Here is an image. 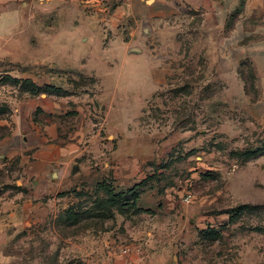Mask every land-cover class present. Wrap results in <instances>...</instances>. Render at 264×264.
I'll return each mask as SVG.
<instances>
[{
  "label": "rangeland",
  "instance_id": "rangeland-1",
  "mask_svg": "<svg viewBox=\"0 0 264 264\" xmlns=\"http://www.w3.org/2000/svg\"><path fill=\"white\" fill-rule=\"evenodd\" d=\"M212 2L142 36L135 59L125 41L53 36L54 13L46 43L38 24L0 35V141L13 108L47 94L11 75L69 93L25 128L31 146L54 127L47 145L70 148L41 176L18 157L1 173L0 264H264V0ZM75 59L94 72L50 67Z\"/></svg>",
  "mask_w": 264,
  "mask_h": 264
},
{
  "label": "crops",
  "instance_id": "crops-1",
  "mask_svg": "<svg viewBox=\"0 0 264 264\" xmlns=\"http://www.w3.org/2000/svg\"><path fill=\"white\" fill-rule=\"evenodd\" d=\"M212 1L215 0H0V35L5 33L14 35L20 30L31 32L32 27L38 24V36L46 43L47 33H50L47 30V14L54 13V27L51 30L53 36L59 34L64 37V41L91 42L101 50L102 43L108 40L111 45L105 51L102 50L103 53L111 52L112 44H117L120 48L118 52L113 53H122V41H125L127 51L123 54L135 59L143 56L144 50H140V46H135V42H140L142 36L145 39L152 38L160 33L162 25L170 26L172 19L180 17L181 10L187 7L193 9L212 7ZM37 9L38 16L34 13ZM22 26L25 28L22 29ZM39 46L40 64L37 67L45 73L48 67L47 54L40 52L44 45ZM96 60L98 63L101 62V65L107 63L106 59ZM94 66H91V62L84 64L82 59H75L74 67L66 61L60 63L55 61L50 67L55 72H94ZM33 83L39 86L36 82ZM58 98L59 96L54 94H43L35 105L32 104L26 110L23 108V101L13 108L14 127L12 134L0 141V158L5 156L0 164L7 163L10 169L12 159L18 157L24 173L41 176L45 173V166L51 167L63 162L70 148L47 145L49 138L55 134L54 127L45 129L46 135L37 131L36 146L30 145L25 128V123L27 125L29 123L36 129L39 123L34 122L33 118L37 108L52 113L54 111L46 106L47 101L53 99V104L57 107L60 105V102L57 104ZM31 158L35 161L29 164Z\"/></svg>",
  "mask_w": 264,
  "mask_h": 264
},
{
  "label": "trees",
  "instance_id": "trees-1",
  "mask_svg": "<svg viewBox=\"0 0 264 264\" xmlns=\"http://www.w3.org/2000/svg\"><path fill=\"white\" fill-rule=\"evenodd\" d=\"M3 80L6 81V83L11 82L12 84L16 86H20V89H24L26 91L29 90V92H31L32 95H40L41 93L54 94V95H59V96L69 95L67 91H63L61 88H58V87L49 86V85L39 87L35 83H33V81H31L30 79L23 80V79H18V78H13L11 76H7V77H4ZM5 112H7V110H4L3 113ZM254 155H256V152H246L245 153V156L249 158L253 157ZM101 187H102V190L111 198L113 197L114 198L115 197L124 198L126 195L124 193H119V194L114 195L109 185H102ZM133 190L129 191L130 195L133 194ZM133 196H134V199L136 200L138 197V194L134 193Z\"/></svg>",
  "mask_w": 264,
  "mask_h": 264
},
{
  "label": "built area",
  "instance_id": "built-area-1",
  "mask_svg": "<svg viewBox=\"0 0 264 264\" xmlns=\"http://www.w3.org/2000/svg\"><path fill=\"white\" fill-rule=\"evenodd\" d=\"M8 167H9V166L7 165V163H4V164L2 163V164H0V175H1V173L4 172ZM189 199H190V196H187L186 201H189Z\"/></svg>",
  "mask_w": 264,
  "mask_h": 264
},
{
  "label": "water",
  "instance_id": "water-1",
  "mask_svg": "<svg viewBox=\"0 0 264 264\" xmlns=\"http://www.w3.org/2000/svg\"><path fill=\"white\" fill-rule=\"evenodd\" d=\"M216 1H218V0H216Z\"/></svg>",
  "mask_w": 264,
  "mask_h": 264
}]
</instances>
